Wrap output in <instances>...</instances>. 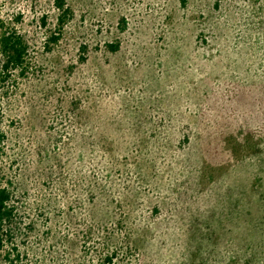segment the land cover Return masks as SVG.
I'll use <instances>...</instances> for the list:
<instances>
[{"label":"rangeland","instance_id":"1","mask_svg":"<svg viewBox=\"0 0 264 264\" xmlns=\"http://www.w3.org/2000/svg\"><path fill=\"white\" fill-rule=\"evenodd\" d=\"M54 1L0 0L5 264H264V0Z\"/></svg>","mask_w":264,"mask_h":264},{"label":"trees","instance_id":"2","mask_svg":"<svg viewBox=\"0 0 264 264\" xmlns=\"http://www.w3.org/2000/svg\"><path fill=\"white\" fill-rule=\"evenodd\" d=\"M55 7L60 12L58 22L64 25L69 18L71 9L67 0H55ZM6 26L2 23V28ZM27 44L24 36L12 27L0 31V77L5 78L11 69L23 66ZM5 133L0 128V160L4 152ZM16 207L13 203V193L0 179V264H5L9 255H5L7 243L13 237V222L16 218Z\"/></svg>","mask_w":264,"mask_h":264}]
</instances>
